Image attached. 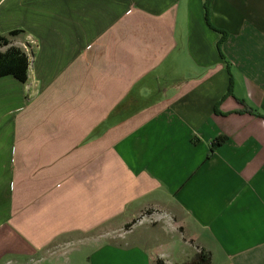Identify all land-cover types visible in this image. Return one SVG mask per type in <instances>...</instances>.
<instances>
[{"label":"crops","instance_id":"crops-1","mask_svg":"<svg viewBox=\"0 0 264 264\" xmlns=\"http://www.w3.org/2000/svg\"><path fill=\"white\" fill-rule=\"evenodd\" d=\"M15 30L0 264H264V0H0Z\"/></svg>","mask_w":264,"mask_h":264},{"label":"trees","instance_id":"trees-1","mask_svg":"<svg viewBox=\"0 0 264 264\" xmlns=\"http://www.w3.org/2000/svg\"><path fill=\"white\" fill-rule=\"evenodd\" d=\"M207 17H209L208 13ZM21 33L22 31L15 30L8 35H0V78L12 76L21 82H26L28 79L29 56L22 48L15 46L12 41L14 37ZM221 42H223V39ZM229 92H231V87ZM224 141L223 137L217 138L213 142V148L222 145ZM154 264L166 263L158 259ZM186 264H211L210 254L201 251L193 260Z\"/></svg>","mask_w":264,"mask_h":264}]
</instances>
